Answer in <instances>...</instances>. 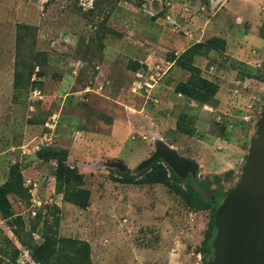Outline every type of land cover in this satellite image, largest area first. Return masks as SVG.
I'll list each match as a JSON object with an SVG mask.
<instances>
[{
  "label": "rangeland",
  "instance_id": "rangeland-1",
  "mask_svg": "<svg viewBox=\"0 0 264 264\" xmlns=\"http://www.w3.org/2000/svg\"><path fill=\"white\" fill-rule=\"evenodd\" d=\"M233 20L210 0H0V264L206 261L210 209L114 177L163 142L218 193L236 184L264 115V45L236 58L216 35ZM189 62L218 84L211 101L177 91Z\"/></svg>",
  "mask_w": 264,
  "mask_h": 264
},
{
  "label": "water",
  "instance_id": "water-1",
  "mask_svg": "<svg viewBox=\"0 0 264 264\" xmlns=\"http://www.w3.org/2000/svg\"><path fill=\"white\" fill-rule=\"evenodd\" d=\"M162 157L179 177L195 175L196 161L163 142L143 160L142 168ZM211 241L213 256L203 264H264V115L257 122L244 171L218 205Z\"/></svg>",
  "mask_w": 264,
  "mask_h": 264
},
{
  "label": "trees",
  "instance_id": "trees-1",
  "mask_svg": "<svg viewBox=\"0 0 264 264\" xmlns=\"http://www.w3.org/2000/svg\"><path fill=\"white\" fill-rule=\"evenodd\" d=\"M221 42L224 43L223 40H221ZM185 67L189 71V76L186 81L177 85V91L200 103H207L211 101L217 93L218 84L201 76L200 69L192 63L189 62ZM41 157L54 159L59 167L66 160L67 154L65 152L60 154L45 152L41 155ZM117 174L118 175L115 176L114 179L122 183L143 184L152 181L163 182L166 185H170L171 189L185 199L190 206H198L201 209H210L211 217L208 227L201 245L197 248V252L203 254L209 252L208 255L211 254V241L216 230L213 224V218L215 211L223 200L226 192L218 193L215 189L211 188L207 182L200 180L197 177V174L190 175L185 185L182 186L180 184L182 178L169 167L165 165L163 166L159 159H155L145 167H136L135 174L131 173L129 169L118 171ZM20 179V171L17 170V167H13L10 170V177L6 182V185L16 187L18 186ZM78 191L83 192L84 190L79 189ZM64 195L67 197V190L64 191ZM68 199L73 200V198Z\"/></svg>",
  "mask_w": 264,
  "mask_h": 264
},
{
  "label": "crops",
  "instance_id": "crops-1",
  "mask_svg": "<svg viewBox=\"0 0 264 264\" xmlns=\"http://www.w3.org/2000/svg\"><path fill=\"white\" fill-rule=\"evenodd\" d=\"M210 3L212 5L219 3L220 9L235 19L233 24L226 26L228 27L227 30L218 24L217 37L225 42L226 47L235 42L238 50L234 53V56L238 59L248 60L255 53L256 48H261L264 45V39L261 35L264 0H210ZM260 3H262L263 11L259 5ZM250 8L256 11L258 20L250 21L247 19V10ZM226 53L231 54V52Z\"/></svg>",
  "mask_w": 264,
  "mask_h": 264
},
{
  "label": "flooded vegetation",
  "instance_id": "flooded-vegetation-1",
  "mask_svg": "<svg viewBox=\"0 0 264 264\" xmlns=\"http://www.w3.org/2000/svg\"><path fill=\"white\" fill-rule=\"evenodd\" d=\"M212 256H213V250L211 251V254H210L209 257L206 259V261H208L209 259H211ZM206 261H205V262H206Z\"/></svg>",
  "mask_w": 264,
  "mask_h": 264
}]
</instances>
